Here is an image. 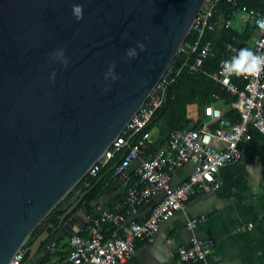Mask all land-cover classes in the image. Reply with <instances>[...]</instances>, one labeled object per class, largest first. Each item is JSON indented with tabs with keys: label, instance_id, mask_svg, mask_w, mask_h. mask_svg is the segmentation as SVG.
<instances>
[{
	"label": "water",
	"instance_id": "water-1",
	"mask_svg": "<svg viewBox=\"0 0 264 264\" xmlns=\"http://www.w3.org/2000/svg\"><path fill=\"white\" fill-rule=\"evenodd\" d=\"M206 1L0 0V264H30L90 221L81 189L22 251L148 101Z\"/></svg>",
	"mask_w": 264,
	"mask_h": 264
},
{
	"label": "built area",
	"instance_id": "built-area-1",
	"mask_svg": "<svg viewBox=\"0 0 264 264\" xmlns=\"http://www.w3.org/2000/svg\"><path fill=\"white\" fill-rule=\"evenodd\" d=\"M220 1L207 0L199 15L194 29L199 39L208 32L217 28H228L230 21L214 18L216 7ZM237 6L240 0H226ZM246 11L252 19L259 36L254 40L252 52L264 57V14L253 10ZM195 51L197 46H192ZM214 55L211 41L201 47L195 63L190 66V73L196 74L203 62ZM234 54L228 60L220 63L219 71L213 77L229 92L239 95L238 102L233 108L241 116V122L232 124L224 118L220 108L214 106L205 109L208 117L200 129H183L173 132L167 147H157L154 151L156 139L152 131L146 130L154 114L162 107L164 92L167 84L172 80L173 71L168 70L164 78L154 90L148 101L133 117L122 135L105 153L103 158L89 171L96 176L115 155L127 148L120 161L115 165V176H122L140 159V165L134 170L133 182L127 189V203L132 213L148 204L152 199L161 197L156 204L152 215L144 223H132L123 228L125 216L112 210H105L88 223V235H78L70 240V261L73 264H125L135 254L138 239H151L158 231L161 223L173 218L179 211L185 209L188 200L200 193L215 192L220 189L221 183L217 175L222 168L235 164L242 158L241 148L251 139L250 126L264 134V69L257 76L241 75L245 81L243 91L233 82L238 76L226 66L231 62ZM220 124V128L215 127ZM192 165L193 171L189 180L177 187L171 184L172 178L185 165ZM195 221L189 228L195 226ZM107 226V233L104 227ZM213 241H199L191 239L190 246L182 247L178 251L179 259L184 264L207 261L212 252ZM22 252L12 264H22ZM52 264V263H50ZM210 264V263H208Z\"/></svg>",
	"mask_w": 264,
	"mask_h": 264
},
{
	"label": "crops",
	"instance_id": "crops-1",
	"mask_svg": "<svg viewBox=\"0 0 264 264\" xmlns=\"http://www.w3.org/2000/svg\"><path fill=\"white\" fill-rule=\"evenodd\" d=\"M230 21L231 27L239 31H243L249 23L254 25L246 11L240 7H236ZM252 29L254 37L245 45L250 51L253 50L255 38L259 36L258 30ZM214 107L220 108L223 115L228 111L222 105ZM187 117L197 122L202 117L199 106L189 105ZM203 117L204 121L208 119L205 111ZM155 132L152 131L153 137ZM165 147L167 146H163ZM241 152L244 158L242 169L245 171V183L233 185L232 178L228 177L231 176L232 170L222 168L217 175L221 183L219 190L192 196L185 209L179 211L171 220L162 223L152 239L137 242L134 256L125 264H183L179 260L178 251L189 246L193 238L199 241H213L214 246L206 262L192 264H264V140H255L250 145H244ZM123 154H120L118 162ZM118 162H115V165ZM114 168L115 166L113 171ZM227 170L229 172H226ZM192 171V165H185L172 178V186L186 183ZM133 173L134 171L129 175H112L114 180L106 193L91 203H86L84 199L79 209L87 207L91 213L90 220L105 210H112L125 216L124 227L134 222L144 223L150 218L161 197L152 199L148 204L141 206L137 213H132L125 200L127 189L133 182ZM224 180H228L227 185L223 183ZM87 219L86 215L82 220L85 226L76 229L77 234L83 232L88 235L87 226L90 221L87 223ZM194 221L195 227L189 229L188 224ZM104 229L107 232L108 227L105 226ZM47 249L48 255L38 252L30 264H73L69 259L70 241H60Z\"/></svg>",
	"mask_w": 264,
	"mask_h": 264
},
{
	"label": "trees",
	"instance_id": "trees-1",
	"mask_svg": "<svg viewBox=\"0 0 264 264\" xmlns=\"http://www.w3.org/2000/svg\"><path fill=\"white\" fill-rule=\"evenodd\" d=\"M236 7H245L247 10H253L257 13L264 14V0H240L237 6L224 0L218 3L214 18L223 20L224 22L230 21L233 18ZM252 28L256 27L251 23H249V26L243 31H239L231 27V25L228 28L222 26L217 28L214 32L206 33L205 36L200 39L197 31L193 28L170 67V70L173 71V77L165 88L163 105L154 114L146 129L156 131L154 136L156 144L154 148L150 149L151 151H154L157 147L167 146L173 132L187 128H202L205 120L203 113L207 107L225 106L228 111L224 114V118L232 124L241 122L239 111L232 107L234 103L238 102L239 95L230 93L220 82L215 80L213 76L218 73L220 63L223 60H228L231 56L237 54L239 50L245 48L246 43L254 37ZM207 41H211L214 55L204 60L198 73L191 74L189 71L190 66L195 63V59L201 47ZM195 45L197 49L194 51L192 46ZM228 45H231V49H235L236 51L229 49ZM233 82L240 91L244 90L245 81L241 75L234 77ZM192 104L199 106L202 115L197 122H193L187 117V107ZM220 127V124H216L212 129L214 130ZM250 135L251 139L245 145H250L255 140H264V134L257 131L253 126H250ZM126 151L127 148L118 152L113 159L100 169L96 176L87 174L34 231L22 248V251L30 247L52 221H57V217L62 214L61 208L64 203L70 200L81 189H83L84 192L88 191L87 195L84 197L86 203H91L103 196L114 180L112 179V175H114L112 168L115 166V162H118L117 159L120 154ZM243 159L242 155L240 161L223 168L232 170L231 176L228 175V177L232 178L231 183L233 185L236 183H245V171L242 169L244 165ZM229 170L226 172H229ZM227 181L228 180H224L223 183L226 184ZM125 204L128 207L127 199L125 200ZM78 235H84V233L80 232ZM48 246V242L43 244L39 253L48 255ZM27 259L28 255L23 257L22 262L25 263ZM43 263L45 262H42V264Z\"/></svg>",
	"mask_w": 264,
	"mask_h": 264
},
{
	"label": "clouds",
	"instance_id": "clouds-1",
	"mask_svg": "<svg viewBox=\"0 0 264 264\" xmlns=\"http://www.w3.org/2000/svg\"><path fill=\"white\" fill-rule=\"evenodd\" d=\"M73 8L77 18H82V7L80 5H75ZM138 47L140 51H145L144 44L141 43L138 45ZM228 48L231 49V45H228ZM231 50L236 51L235 49ZM60 55H63V53L61 52ZM127 55H135V50H128ZM225 63L226 66L234 71L237 75L257 76L261 70L264 69V57L258 56L246 48L240 49L238 55L233 57L231 62Z\"/></svg>",
	"mask_w": 264,
	"mask_h": 264
},
{
	"label": "bare ground",
	"instance_id": "bare-ground-1",
	"mask_svg": "<svg viewBox=\"0 0 264 264\" xmlns=\"http://www.w3.org/2000/svg\"><path fill=\"white\" fill-rule=\"evenodd\" d=\"M113 144H114V143H113ZM112 146H113V145H112ZM112 146H111V147H112ZM152 213H153V212H152ZM177 213H178V212H177ZM177 213H176V214H177ZM176 214H175V215H176ZM151 215H152V214H151ZM171 219H172V218H171ZM171 219H170V220H171ZM168 221H169V220H168ZM145 222H146V221H145ZM166 222H167V221H166ZM163 223H164V222H163ZM124 224H125V222H124ZM161 224H162V223H161ZM189 224H190V223H189ZM189 224H188V227H189ZM195 225H196V223H195ZM124 226H125V225H124ZM124 226H123V228H125ZM160 226H161V225H160ZM194 227H195V226H194ZM194 227H193V228H194ZM159 228H160V227H159ZM189 229H192V228H189ZM158 230H159V229H158ZM104 232L107 233V232L105 231V229H104ZM156 233H157V232H156ZM155 235H156V234H155ZM155 235H154V236H155ZM154 236H153V237H154ZM153 237H152V238H153ZM152 238H151V239H152ZM139 240H150V239H148V238L138 239L137 242H138ZM137 242H136V245H137ZM189 246H190V245H189ZM49 247H52V246H49ZM49 247H47V248H49ZM187 247H188V246H187ZM135 252H136V250H135ZM133 256H134V255H133ZM133 256H132V257H133ZM209 256H210V255H209ZM209 256H208V257H209ZM132 257H131V258H132ZM178 257H179V255H178ZM131 258H130V259H131ZM130 259H129V260H130ZM207 259H208V258H207ZM129 260H128V261H129ZM179 260H180V259H179ZM180 262H181V261H180ZM199 262H206V261H199ZM192 263H195V262H192ZM192 263H190V264H192ZM183 264H184V263H183Z\"/></svg>",
	"mask_w": 264,
	"mask_h": 264
}]
</instances>
